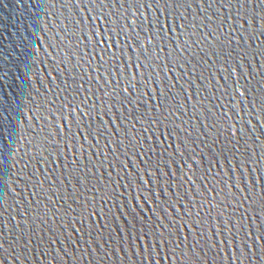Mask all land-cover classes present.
<instances>
[{"label": "water", "instance_id": "water-1", "mask_svg": "<svg viewBox=\"0 0 264 264\" xmlns=\"http://www.w3.org/2000/svg\"><path fill=\"white\" fill-rule=\"evenodd\" d=\"M151 2L152 0H146V3ZM256 2L257 0H252L248 4V14L243 18L237 17L235 3L231 8L221 7L217 3L212 9H218L221 18L229 17L220 39L224 40L232 33L233 45L223 55L227 56V51L236 48L237 42L248 51L250 66H246L245 75L248 72L252 74L247 75V80L240 81L241 85L247 86V92L241 99L238 93L233 92L236 87L233 80L238 74L236 65L243 62L237 51L232 52L231 59L217 60L213 57L216 60L214 65L197 67L191 75V65L181 68L183 60L177 58L178 53L174 49L186 41L190 42L189 30L185 29L181 33V25L185 21L179 18V13L184 12L183 7L177 12H173L171 7L165 10L161 0L159 10L153 5L150 8L142 6L137 12L130 0L128 3L125 0H104L103 7L99 0H75V4L67 0H0V195H3L5 188H11L13 192L24 189L20 196H5L3 206L0 207V241H3L0 264H152V259L155 264H197V258L199 264H264V239L260 238L264 232V35H261L264 29L261 15L264 13L255 8L257 15L255 20L252 19V9ZM120 4H124L130 12H136L135 23L143 26L137 27L136 32L140 34V42L148 50L146 54L149 59L145 60L144 56H140V62L145 66L139 69L133 65L137 63L141 49L135 43L131 47H125L126 36L105 31L116 26L118 17L120 23L125 22L120 15L124 13ZM240 11L242 13L243 9ZM194 14L199 17L197 23L203 19L204 14L193 5L186 13L188 23H191ZM157 16L160 17V23L170 30L153 36ZM131 18L129 15V19ZM213 19L216 20L215 17ZM78 20L83 22L74 23ZM233 24L238 31L233 32ZM128 32L131 34V29ZM93 33L96 35L93 36ZM241 33L243 40L240 39ZM149 39L151 43L148 42ZM169 52L172 53L173 63H169ZM112 53L116 54L117 59H112ZM188 55V52H184V58H188ZM156 56H159V60L155 59ZM101 57L104 58L103 61ZM227 69H231V76ZM201 73L204 79H197ZM122 74L124 85L129 83L130 75H135L132 83L139 92L147 93L143 100L148 103L139 109L141 112L144 107L155 109L161 99L164 100V109L174 111V116L169 114V120L191 132V139L197 142L193 145L189 141V151L196 148L197 152L193 160L184 163L179 155L170 158L173 148L180 141L174 139L175 134L167 136L163 125L160 131L153 129L145 134L152 137L148 143L154 145L155 152H141L139 157L132 156V163L136 164L140 179L135 175L131 179L126 178L133 172L131 168L122 171L116 164L113 171L108 167V163L113 161L111 155H108L104 167L99 164L108 154L105 141L123 138V132L119 136L113 134L97 137L100 140L97 148L96 141L92 137L85 140L87 132L81 134L73 123L75 147L71 143L65 147L67 141L61 135H56V129L59 126L64 133L68 132L62 122L63 118L72 123V109L68 107V102L84 108L81 101L85 97L89 98V105L98 98L108 100L113 95L112 87L121 79ZM142 77L150 79L145 84ZM223 77H228L227 81ZM188 80L194 82L192 86H189ZM65 81L70 85L66 91ZM105 81L109 83L105 84ZM81 83V95L73 100L74 89ZM226 83L227 89L222 87ZM181 87L186 90L184 93H181ZM240 91L245 92V88L241 87ZM105 92L109 96H104ZM161 92L166 93V96L161 97ZM112 108L115 115H105L99 104L90 115L85 109L86 115L81 117L84 121L82 127L89 122L93 127H98L103 120L110 131L114 126L120 128V121L116 117L121 113L128 116V111L118 102ZM133 109L134 105L129 104L128 110ZM223 113H227V119L220 118ZM153 115H159L164 120V116L157 112H149L146 119ZM76 116L80 117L79 112ZM109 120L114 124L107 123ZM129 121L130 117L124 121V127L130 129L135 122ZM139 128L140 124H136V129ZM179 135L185 137V133ZM200 139L205 140V143H200ZM51 140L59 142L63 150L59 156L55 152V145L50 143ZM213 141L218 142L210 150L206 144H212ZM169 144L173 148L164 153L162 150ZM41 145L47 149L43 152L44 155L52 153V162L43 165L44 168H55V175L58 176L64 170L63 165L70 164L74 153L81 167L88 164L91 158L96 162V178L92 180V184L104 190L100 195L111 193L114 187L115 195L107 201L106 206L99 195L95 196L93 204H89V210L94 206L96 212L91 218L85 212L83 233H72L73 240H80L78 245H70L67 241L63 245L53 244L51 249L47 244L40 248L33 245L27 253H23L17 246L13 252L9 248V243L16 234L13 226L21 222L20 214L24 213L28 201H33L29 224L36 219L37 213L47 219V224L44 225L36 219L37 232L44 228L45 239L51 236L47 228L58 229L61 222L70 225L65 235L71 233L73 217H76L74 226L80 227L79 205L70 198L66 202L59 199L71 193L70 187L67 190L62 188L53 195L55 186L49 189L46 183L45 190L35 197L32 195L34 189L30 186L24 188L25 174L36 166V160H30L29 157L37 156L38 151H43ZM112 147H116L115 143ZM94 151L101 154L92 156ZM149 156L152 157L151 162L146 163ZM119 159L123 160V155H119ZM25 162L29 163V167L22 173ZM158 163L159 172L155 169ZM109 172L111 177L107 174ZM146 173H152V176L149 177ZM188 177H192L195 184L190 183ZM149 179L152 183H147ZM233 185H238L240 191ZM147 188L152 189L153 195L150 198L149 193L144 190ZM249 192L253 194L252 199H244ZM85 195L91 199L94 193L86 192ZM49 197L55 201L54 204L48 202ZM144 198H148L147 203ZM155 198H158L160 207L153 202ZM178 198L180 203H176ZM21 200L24 202L18 203ZM36 200L43 202L36 205ZM79 201L80 204L84 203V195L79 197ZM169 203L175 204L178 214L168 206ZM68 205H71L73 211L65 216ZM188 209L191 210V215L185 216ZM53 212L57 213L56 217ZM197 212L200 224L198 228H192L191 221L197 219ZM137 214L143 219L134 218ZM11 217H15V220ZM180 218L189 223L185 226L178 225L171 240H168L166 227ZM228 221L236 224V228H232L231 233L220 235L221 228ZM241 221L242 230L237 231L241 227ZM158 222L165 227H158ZM89 225L93 226L91 237L88 234ZM153 227L155 232L150 230ZM228 227H232V224H228ZM189 228H192L191 234ZM197 232L203 233L201 245L205 241L210 244L215 239L221 241L219 248L197 247L196 255L193 256L189 246L194 243ZM160 233H164V241L159 239ZM233 234L235 240L232 238ZM245 234L251 249L247 256L240 254ZM225 236L227 242H223ZM91 239L100 242L102 247L99 251L96 250L97 244L89 243ZM176 244H179L178 248L175 247ZM74 247L79 251L73 255ZM63 248L70 255H65ZM173 248L175 254L171 252ZM14 256L19 259H14Z\"/></svg>", "mask_w": 264, "mask_h": 264}, {"label": "snow or ice", "instance_id": "snow-or-ice-1", "mask_svg": "<svg viewBox=\"0 0 264 264\" xmlns=\"http://www.w3.org/2000/svg\"><path fill=\"white\" fill-rule=\"evenodd\" d=\"M69 3L75 4V0H67ZM92 2H95V0H92ZM101 7L104 6V0H99ZM126 3L129 2V0H125ZM132 6L136 8V11L139 12L140 7H152L153 5H156L159 10V5L161 3V0H152L151 3H146V0H130ZM252 2V0H163V7L165 10L172 8L173 12H177L179 8L183 7L184 12L179 13V18L185 23L181 25V33L183 34L185 29H188V35H189V41L185 42L183 45H177L174 51L178 53V59H182L183 63L180 65L181 68L191 65V74H194L197 67H200L202 65H214L216 63V60H213V57H216L217 60L220 59H231L232 58V52L237 51L238 54L241 57L242 63H239L236 65L238 69V74L236 75V78L233 80V84L236 85V87L233 88L234 93H238L241 99L245 96L247 92V86L241 85V80H247V75H251V72H248L247 75H245L246 66H250V62L247 60L248 51L246 48L241 47L240 43H236V48H233L232 51H227V56H224L223 53L229 48H232L233 45V35L232 33H229V35L224 39H220V35L223 33L224 30V24L229 17H223L221 18L219 14V10L212 11L214 8V5L217 3H220L221 7H227L231 8L233 6V3L237 5V17L243 18L246 17L248 14V4ZM193 5L197 7L200 13H203V19L200 20L199 23H197L198 16L193 15L191 18V23H188L189 17L186 15L192 8ZM67 6V4H65ZM121 8H124V13H128L132 18L129 19V15H125L124 13H121L120 15L123 17L124 23H120V17L117 18L116 26L112 27L110 29H105L106 32L115 33L117 36H126V44L125 47H131L132 43H135L138 48L141 49L140 55L137 56V63L133 65L135 68L139 69L143 65L140 62V56H144V59H149V56L146 54L147 49L144 47V45L140 42V34L136 32L137 27H143L142 25H137L135 23V20L137 19L136 12H130V9L125 7L124 4H120ZM255 8L260 9V13H264V0H257L255 3V7L252 9L253 17L252 19L255 20L256 12ZM241 9H243V12L241 13ZM211 13V14H209ZM112 15H116V13H112ZM213 17L216 18V20L213 19ZM261 19H264V15H261ZM216 21H219L218 23ZM83 20L75 21L74 23L80 24ZM109 23H112V21H109ZM155 25H159V27H155ZM215 25V26H214ZM153 27L155 28V31H153V36H157L161 33H165L166 31L170 29H166L164 25L160 23V17L157 16L154 22ZM131 29V34H129L128 30ZM206 29V31H205ZM233 32L238 31L235 27V24L232 26ZM247 31V30H245ZM96 33H93V36H95ZM261 35H264V29L261 31ZM211 38V39H210ZM252 38L251 36L249 37ZM161 39L163 37L161 36ZM241 40L244 39L243 33H241ZM151 43V39L148 41ZM97 45H99V41H97ZM104 52H108L109 49H101ZM163 49H160L162 51ZM184 52H188V58H184ZM123 53H121V56ZM255 55V54H253ZM83 58V57H82ZM103 57H101V61H103ZM112 59H117L116 54L112 53ZM155 59L159 60V56H156ZM168 60L169 63H173V57L172 53H168ZM159 65H157L158 67ZM175 66V65H174ZM167 67V65H165ZM171 70V69H169ZM229 72V75L231 76L233 73L231 69H227ZM135 75L129 76V83L127 85L123 84V74L121 75V79L117 80L115 85L112 87L111 92L113 95L110 96L108 100H101L97 99L96 101H93L91 105L88 103V97H85L81 102L85 105L84 108H80L78 105H74L71 101L68 102V107L72 109L70 112V115L72 116V123H69L68 120H64L62 118L63 124L68 128V132L64 133L63 129H61L59 126H57L56 129V135H61L63 139H65L67 142L65 144V147L68 146V143H71L73 147H75V140L76 136L72 132V124H75V127L78 132L81 134L84 132H87V136L84 137L85 140L88 139V137H92L96 143L95 147H99L100 140L97 139V137H103V136H111L113 134L119 136L121 132H123V138L117 139L115 141H105V148L108 149V154L104 156L102 160L99 161V164L101 167H104L105 161L108 160V155H111L113 157V161L108 163V167H111L113 171H115V165L118 164L120 169L122 171H126L128 168H131L133 170L132 173L128 175V179H131L132 175H135L137 179H140L139 177V170L137 169L136 164L132 163V156L139 157V154L141 152H155V147L152 143H148L152 139V137H149L145 135L146 133L153 131H160L161 125H163L165 132L167 136H173L174 139L179 140L180 143L177 144L175 148H173L172 144H169L167 147H165L162 151L164 153L168 152L169 148H173V151L171 153L170 158H173L177 155L181 156L184 159V163H187L188 160H193L196 156V148H192L189 151V141L191 144L196 145V140L191 139L192 133L188 132L186 129L182 128L180 125H175L173 121L169 120V114L175 115L174 111L172 109H164L163 104L164 100L161 99L159 104L156 106L155 109L151 107H144V111H140L139 109L145 105H147V101L143 100V96L147 93H141L138 91L135 84L132 83V81L135 80ZM145 84L150 77H142ZM197 79H204L203 73ZM225 81H227L228 77H223ZM83 80V77H81V81ZM178 82V81H177ZM75 81H73V84ZM109 81H105V84H108ZM187 83L189 86H192L194 83L192 80H188ZM250 83V81L248 82ZM70 87L69 83L65 81L64 84V90L66 91ZM83 87V84L77 85L74 89L75 94L72 96V99L75 100L76 97L80 96V89ZM165 87H168V85H165ZM225 89H227L228 85L227 83L223 85ZM241 87L245 88V92H241ZM186 90L181 87V93H184ZM94 95V94H93ZM161 97L166 96V93L161 92ZM104 96H109L108 92L104 93ZM135 97V99H133ZM235 99V96L233 97ZM119 103L122 108L128 111V116H124L123 113H121L116 118L120 121L121 127L120 128H113L112 131L108 130L107 124L101 120L100 125L98 127H93L92 123L89 122L86 126L84 125L83 119L81 117H84L86 115L85 109H87V114L90 115L93 111H95L97 104L101 106V109L103 110L105 115H115L113 112L112 105L115 103ZM133 104L134 109L128 110V105ZM179 106H177V109ZM210 111V110H209ZM79 112L80 117L76 116V113ZM149 112H157L160 115L164 116V120H161L159 118V115H153L152 118L146 119L148 117ZM135 123L132 124V127L129 129L127 127H124V121L129 120ZM221 119H227V113H223L220 117ZM165 121H168V123H165ZM107 123H113L112 120H109ZM183 123V121H182ZM136 124H140V128L136 129ZM169 125H172L169 127ZM215 126V125H213ZM194 127V126H193ZM185 133V137H181L179 134ZM164 135V133H161ZM51 136L52 133H49ZM199 138V134H197ZM126 141V142H125ZM218 141H213L212 144H206V146L211 150L213 149V146ZM51 144L55 145V152L57 156H59L62 153V149L60 148L59 142L55 140L50 141ZM115 143L116 147L113 148L112 144ZM200 143L204 144L205 140L200 139ZM147 144V147L145 145ZM81 147H83L81 145ZM92 147V145H90ZM198 147V145H197ZM41 149L43 151H38L37 156L29 157L30 160H36V166L33 168V170L30 173L25 174V181H24V188L27 189L29 186L34 189L35 191L32 192L33 197H35L39 192L44 191V185L47 183L48 188L52 189L53 186H55L56 191L53 192V195H56L62 188L67 190L69 187L71 188V193H69L66 196H61L59 199L67 201V199H72L75 203H77L81 209L79 214V224L80 227H75L76 217L72 218V232L65 235V232L67 231V228L70 226L66 223L61 222L59 228L55 227H48L47 232L51 233V236H48L47 239H45V229L40 228L39 233L37 232L36 228V219L40 220V223L42 225L47 224V219L40 217L39 213L36 214V219H33L31 223L29 224L28 217L32 215L31 209L33 205V201L27 202V207L24 210V213H21V222L14 224V231H16V234L13 235L11 242L9 243V248L12 249L13 252H15L16 247H20L21 251L23 253H27L30 251L33 247V245L36 248H40L41 246L47 244L48 248L51 249L53 244H61L63 245L64 241H67L70 245L76 244L78 245L80 243V240H73L72 233L80 234L84 231V225H85V217L84 213H87L88 218H91L93 213L96 212L95 207L93 206L91 210H89V204H93L95 200V196L99 195L100 200L103 201L104 205L106 206L107 201L109 199H112L115 195V188H112L111 193H105V195H100L102 191H104L102 188L98 187L96 184H92V180L96 178L94 169L96 168V162L89 158L88 164L81 167L80 161L75 158V153L73 154V159H71L70 164H64L63 165V171L60 172V174L57 176L55 175L56 169L55 168H44L43 165H47L52 162V153L49 152L48 155H44L43 152L47 151L41 145ZM82 154V153H81ZM101 153L94 151L92 153V156H99ZM131 154V155H130ZM66 155V153H65ZM119 155H123L124 159L120 160ZM39 157V158H37ZM152 157L149 156L146 163L151 162ZM213 159H215V155L213 154ZM173 162L174 159H173ZM29 167V163H24V168L21 169V172H24V169H27ZM165 167H167V163H165ZM155 169L157 172L160 171V165L159 163L155 166ZM42 175H39L41 174ZM109 177H111V172L107 173ZM149 177L152 176V173H146ZM71 179H68V178ZM34 181V183H33ZM188 181L192 184H195V181L192 179V177H188ZM147 183H152L151 179ZM89 185H91L89 187ZM237 187V190L240 191V188L238 185H233ZM149 193V198L152 197V189L147 188L144 189ZM24 189H20L19 191L13 192L11 188H5L3 189V195H0V207L3 206L5 196L12 195L20 196L22 195ZM86 192H92L94 193V196L89 199L85 193ZM81 195H84V203L80 204L79 197ZM253 194L251 192L248 193L247 196L244 197V199H252ZM145 203H147L148 198H144ZM24 201H18V203H23ZM43 201L36 200L35 204L39 205ZM48 202L51 204H54L55 201H53L50 197L48 199ZM153 202L157 204V207H160L158 198L153 199ZM176 203H180V199L178 198ZM169 207L173 208L174 211L178 210L175 209V204L169 203ZM203 207V205H201ZM262 207H264V198H262ZM73 211L71 205H68V209L65 211V216H69L71 212ZM101 211H103V208H101ZM110 211V210H109ZM135 211L134 209L132 210ZM142 211V209H141ZM165 216H168L167 210H165ZM185 216L191 215V210L188 209L185 211ZM57 213L53 212V216L56 217ZM197 219L192 220V228H198L200 224L199 220V212L196 213ZM134 218L143 219L142 216L137 214ZM246 218V217H244ZM12 220H15V217H11ZM243 219V218H242ZM55 223V221H54ZM189 223V221L182 220V218L175 220L171 223L170 226L166 227V231L168 232V240H171V237L174 235V229L179 226H185ZM228 224H232V227H228ZM27 225V227H26ZM158 227H165L162 223L157 224ZM106 227V225H105ZM242 221H241V227L237 229V231L242 230ZM192 228H189V233L191 234ZM232 228H236V224L232 223L231 221H228L224 223L223 227L220 230V235H224L226 232L231 233ZM93 230V226L89 225V237H91V231ZM152 232H155V227L150 229ZM143 232V228L141 229ZM40 233H45L44 235ZM60 237H63V239H60ZM83 237L81 236V239ZM233 240H235V234H233ZM261 239H264V232L261 233L260 236ZM111 239V237H110ZM139 239V237H137ZM159 239L161 241H164L166 239L164 233L159 234ZM186 239V238H185ZM203 239V233L197 232L196 238L194 240V243L190 245V251L193 256L196 255V248L197 247H203L207 246L209 248H219V244L221 241L213 240L210 244L205 241L204 245H201V241ZM247 234H245L244 242H243V250H240L238 247V250H240V254L243 256H247L248 253L251 251L247 244ZM223 242H227V236H225V240ZM89 243H95L97 244V251L100 250L102 245L98 240L91 239ZM3 247V241H0V248ZM158 247V246H157ZM175 247H179V244H176ZM77 251H79L78 248L74 247L72 248V254L74 255ZM63 252L65 255H70L68 250L66 248H63ZM172 254H175V248L171 249ZM183 254V253H182ZM219 254V253H218ZM107 255V253H105ZM159 255V253H157ZM151 258V257H150ZM14 259H19L18 256H14ZM239 259V257H237ZM152 264H155V260L152 259ZM197 264H199V260L197 258Z\"/></svg>", "mask_w": 264, "mask_h": 264}]
</instances>
